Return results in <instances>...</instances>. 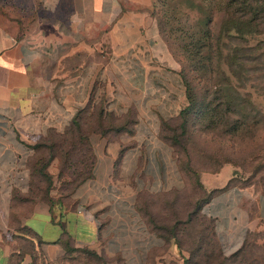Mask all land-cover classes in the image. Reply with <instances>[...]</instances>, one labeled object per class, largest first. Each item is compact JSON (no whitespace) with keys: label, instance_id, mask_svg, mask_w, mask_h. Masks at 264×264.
I'll list each match as a JSON object with an SVG mask.
<instances>
[{"label":"crops","instance_id":"0c3cea01","mask_svg":"<svg viewBox=\"0 0 264 264\" xmlns=\"http://www.w3.org/2000/svg\"><path fill=\"white\" fill-rule=\"evenodd\" d=\"M31 1L33 26H0V264H185L195 217L222 257L264 236V195L230 165L199 171L191 200L174 144L185 88L156 0Z\"/></svg>","mask_w":264,"mask_h":264},{"label":"rangeland","instance_id":"374dc122","mask_svg":"<svg viewBox=\"0 0 264 264\" xmlns=\"http://www.w3.org/2000/svg\"><path fill=\"white\" fill-rule=\"evenodd\" d=\"M225 1L159 2L162 32L176 60L177 70L185 75V86L189 87V105L185 110L183 128L176 131L175 148L180 154L183 152L182 160L190 162L191 200L196 202L204 199L197 181L198 172H213L224 164L231 166L232 182L264 195V0H231L229 4L233 13L228 17L222 12ZM247 3L248 9L251 6L253 10H259V14L245 29L242 20L249 11L241 8ZM39 13L31 0L19 3L0 0V26L11 32H22L33 26ZM41 14L44 15L43 12ZM231 26L239 28L240 33L230 30L227 34L231 38H220L219 34ZM205 34L212 35L211 43L218 40L220 46L215 49L212 45L207 51L209 39ZM51 53H61V49H54ZM223 56L234 60L237 75L231 77L224 73L233 85L232 90L225 89L230 104L220 103L214 110V105L221 98L219 92H213L215 87L205 88V80L208 76L219 79L215 61ZM47 64L53 67L52 70L56 66L59 69L69 66L68 62L57 64L49 59ZM65 135L64 150L69 147L71 136L68 132ZM62 162V171L72 173L71 168L76 164L70 166L69 158ZM77 165L80 169L81 163ZM190 227L193 230L187 228L183 232V241L191 250V264H198L201 252L212 250L208 241L210 224L208 220L195 217ZM250 238L245 257L246 260L257 261L255 255L264 256V236L259 233L250 235ZM214 256L209 255L206 263L216 264Z\"/></svg>","mask_w":264,"mask_h":264},{"label":"trees","instance_id":"16d2710c","mask_svg":"<svg viewBox=\"0 0 264 264\" xmlns=\"http://www.w3.org/2000/svg\"><path fill=\"white\" fill-rule=\"evenodd\" d=\"M159 2H160V0H156V2L154 4V7L156 8V16H157V19H158L160 34L162 35V37L164 38L165 42L168 45L167 38L164 35V33L162 32V22H161L160 15H159V11H160ZM225 2L226 3H224V2L222 3V5H224V7H225L222 10V12H223L224 16L228 17L229 14L231 15L233 13V11L231 9V6L229 4V2H231V0H226ZM238 5L242 6V4H240V3ZM241 9H245V10L249 11L247 13V17L242 20V22L244 23L245 29H246V28L250 27L251 20L253 18H255V16H258L259 10H256V9L253 10L251 8V6H250V9H248V3L245 4V6L242 7ZM230 30H234V32L240 33L239 32V28L231 26V28L229 30H224V32L219 34L220 38L222 36L226 37L227 39L231 38V36L229 34H227ZM248 32H250V31H248ZM205 37H206L207 40L209 39V41H207V44H208L207 48H209V49H207V51L210 50V47L212 45H214L215 49H217L218 46H220V45H218V43H219L218 40L214 44L211 43L212 35L208 36L207 34H205ZM219 55H220V52H219ZM215 65H216L215 72L219 71L218 74H220L219 79L210 78L208 76L206 78V80H205V83H207L205 88L206 87L207 88L208 87H212V86L215 87L216 90H214L213 92L214 93L219 92L218 95L221 98V100L217 101L216 104L214 105V110L218 107V105H220V103L224 102L227 105L230 104V101L228 102V100H227V94L225 93V89H227V87H228V88H230V90H232V86L233 85L230 82V78L225 76L224 73H227L228 76H231V77H235L237 75V72L235 71V68H234L235 67V62H234V60L232 58H229L228 56H223L222 58H217V60L215 61ZM236 65H237V63H236ZM221 67H223L224 69L221 68ZM179 74H180V77L182 79V82H183V85H184V88H185L186 101H187V99L189 97V87L185 86V81H186L185 75L182 72H179ZM220 83L222 85H224V86H221ZM217 85H218V88H217ZM210 92L211 91H209L208 94H210ZM188 105H189V102H187L186 106L179 112V125H178V131L177 132H179L183 128L184 121H185L184 114H185V110L187 109ZM245 129H247V126H245ZM176 137H178V134L176 135ZM174 144H176V139H174ZM64 158H69V162L68 163L70 165L71 164L75 165L76 160H72L69 157V152L68 151L66 152V156L63 157V160H64ZM197 205L198 204H196V207L191 211L192 216L194 215V212H195V209L197 208ZM209 224H210V222H209ZM250 240H251L250 235H246L240 250H238L234 254L230 255L229 257H222L218 253L217 247L214 244V242L212 241V238H211V235H210V227H209L208 241H210V243L212 245V250L209 253H206L205 250H203V253L201 252V254H200L201 258L198 261V264H207L206 261H208L209 255H211V256L215 255L214 257L216 259V264H251V263L264 264V256L255 255V258H257V261H253V259L252 260H246L245 254H247V246L249 245V241ZM200 251H201V249H200ZM191 261H192L191 250H189V256H188V259L185 261V264H191Z\"/></svg>","mask_w":264,"mask_h":264}]
</instances>
